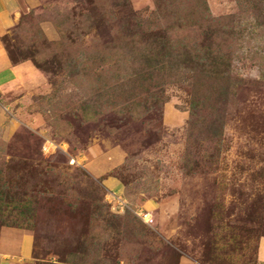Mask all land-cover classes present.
<instances>
[{
	"label": "rangeland",
	"instance_id": "1",
	"mask_svg": "<svg viewBox=\"0 0 264 264\" xmlns=\"http://www.w3.org/2000/svg\"><path fill=\"white\" fill-rule=\"evenodd\" d=\"M5 2L0 264H264V0Z\"/></svg>",
	"mask_w": 264,
	"mask_h": 264
},
{
	"label": "crops",
	"instance_id": "2",
	"mask_svg": "<svg viewBox=\"0 0 264 264\" xmlns=\"http://www.w3.org/2000/svg\"><path fill=\"white\" fill-rule=\"evenodd\" d=\"M6 5L5 0H0V36L10 28L12 22L10 12L6 10ZM36 74V69L28 62L14 64L0 40V89L14 88L26 75L36 77ZM260 258L264 262V245L261 246Z\"/></svg>",
	"mask_w": 264,
	"mask_h": 264
}]
</instances>
